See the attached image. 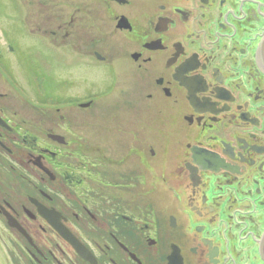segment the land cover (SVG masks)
Listing matches in <instances>:
<instances>
[{
    "label": "flooded vegetation",
    "instance_id": "af4514ba",
    "mask_svg": "<svg viewBox=\"0 0 264 264\" xmlns=\"http://www.w3.org/2000/svg\"><path fill=\"white\" fill-rule=\"evenodd\" d=\"M51 1L57 69L0 58V264H264V0Z\"/></svg>",
    "mask_w": 264,
    "mask_h": 264
},
{
    "label": "rangeland",
    "instance_id": "374dc122",
    "mask_svg": "<svg viewBox=\"0 0 264 264\" xmlns=\"http://www.w3.org/2000/svg\"><path fill=\"white\" fill-rule=\"evenodd\" d=\"M4 1L7 5L0 4V58L5 63L4 68L26 69L32 60L43 57L48 61L45 68L57 69V52L47 44L43 46L38 36L28 33L26 21L30 24V21L39 20L41 0H1ZM52 19L55 17L50 14Z\"/></svg>",
    "mask_w": 264,
    "mask_h": 264
}]
</instances>
